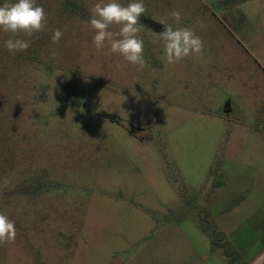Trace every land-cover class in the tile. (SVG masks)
<instances>
[{"label":"rangeland","instance_id":"374dc122","mask_svg":"<svg viewBox=\"0 0 264 264\" xmlns=\"http://www.w3.org/2000/svg\"><path fill=\"white\" fill-rule=\"evenodd\" d=\"M97 2L36 0L41 32L0 30V213L17 230L0 264H220L207 240L241 221L223 219L221 201L264 196V66L236 39L250 13L223 12L218 0H143L144 18L188 27L204 47L169 64L138 22L139 68L108 41L92 45ZM256 34L264 40V21ZM9 38L30 46L9 52Z\"/></svg>","mask_w":264,"mask_h":264},{"label":"clouds","instance_id":"9594fccd","mask_svg":"<svg viewBox=\"0 0 264 264\" xmlns=\"http://www.w3.org/2000/svg\"><path fill=\"white\" fill-rule=\"evenodd\" d=\"M143 0H131L126 6L117 0H98L94 5L90 25L95 31L91 43L99 52L102 51L105 42L110 44L109 51L118 54L134 66L143 68L145 66L144 41L137 37L140 30L138 23L142 14L146 13ZM173 20L179 24L181 14L178 11L172 13ZM46 12L42 6L36 4V0H4L0 5V30L11 33L14 36L22 33L31 38L34 33L44 29ZM163 25V31L158 35L163 43V50L169 64H175L191 55H201L204 43L188 27H173L166 20L159 21ZM119 26L118 32L110 30L111 26ZM64 33L56 29L51 36L53 44H59ZM30 46L28 39L9 38L5 41V48L9 52H25ZM50 55L55 57L56 51L52 50ZM10 181L3 179L2 187L7 188ZM17 234L15 222L3 213H0V245L12 243Z\"/></svg>","mask_w":264,"mask_h":264},{"label":"crops","instance_id":"0c3cea01","mask_svg":"<svg viewBox=\"0 0 264 264\" xmlns=\"http://www.w3.org/2000/svg\"><path fill=\"white\" fill-rule=\"evenodd\" d=\"M223 12L235 9L243 15L248 11L250 16L242 21L239 30L236 31V39L240 47L251 57L259 59L264 66V40H260L256 34L261 21H264V0H218ZM203 3V2H202ZM240 15V14H239ZM257 36V38H256ZM235 201L236 197H224L221 201L222 206L217 208L218 214L225 219L226 215H234L241 218V221L225 228L226 225L219 223L221 244L227 245L236 252V260H241V264H264V196H246ZM248 199H250L248 201ZM233 205L228 209L227 205ZM246 203L251 206V211L243 213ZM227 207V208H226ZM226 208V209H225ZM210 243V240H207ZM211 244V243H210ZM208 244V246L210 245ZM220 264H227L225 256L220 257ZM219 258V259H220ZM236 264V261H235ZM237 264H239L237 262Z\"/></svg>","mask_w":264,"mask_h":264},{"label":"trees","instance_id":"16d2710c","mask_svg":"<svg viewBox=\"0 0 264 264\" xmlns=\"http://www.w3.org/2000/svg\"><path fill=\"white\" fill-rule=\"evenodd\" d=\"M221 242H222L221 238H217V239L213 238L211 240V244L214 247L222 249L225 258L227 259V264H234V261H235L234 259H236V256H237L236 252L231 250L227 245H224L223 243L221 244Z\"/></svg>","mask_w":264,"mask_h":264},{"label":"water","instance_id":"95a60500","mask_svg":"<svg viewBox=\"0 0 264 264\" xmlns=\"http://www.w3.org/2000/svg\"><path fill=\"white\" fill-rule=\"evenodd\" d=\"M143 22H144L145 24H148L149 27H150L153 31H155V32H157V33H160V32L163 31V25H161V24H158V23L152 22V21H150V20H148V19H146V20L143 21ZM140 23H141V22H140ZM112 264H120V261H119L118 259H115V261L112 262Z\"/></svg>","mask_w":264,"mask_h":264},{"label":"flooded vegetation","instance_id":"af4514ba","mask_svg":"<svg viewBox=\"0 0 264 264\" xmlns=\"http://www.w3.org/2000/svg\"><path fill=\"white\" fill-rule=\"evenodd\" d=\"M146 19H147V18H144V17L141 15V17H140V19H139L138 22H141L142 26L148 28L149 30H152V29L149 27L148 24H145V23L143 22V21H145ZM152 31H153V30H152ZM154 32H155V31H154ZM155 33H157V32H155ZM157 34H159V33H157Z\"/></svg>","mask_w":264,"mask_h":264}]
</instances>
